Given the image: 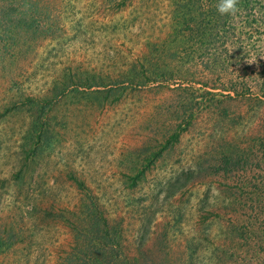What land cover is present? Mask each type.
Instances as JSON below:
<instances>
[{
	"label": "rangeland",
	"instance_id": "rangeland-1",
	"mask_svg": "<svg viewBox=\"0 0 264 264\" xmlns=\"http://www.w3.org/2000/svg\"><path fill=\"white\" fill-rule=\"evenodd\" d=\"M0 0V264H264V0Z\"/></svg>",
	"mask_w": 264,
	"mask_h": 264
},
{
	"label": "clouds",
	"instance_id": "clouds-1",
	"mask_svg": "<svg viewBox=\"0 0 264 264\" xmlns=\"http://www.w3.org/2000/svg\"><path fill=\"white\" fill-rule=\"evenodd\" d=\"M238 5L239 0H218L216 7L220 15H228L233 19H238L243 11Z\"/></svg>",
	"mask_w": 264,
	"mask_h": 264
}]
</instances>
